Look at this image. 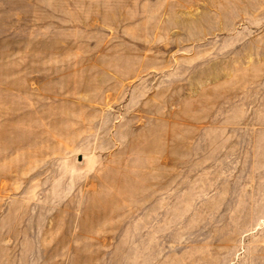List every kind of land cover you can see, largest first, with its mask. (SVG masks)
I'll return each mask as SVG.
<instances>
[{
	"label": "rangeland",
	"instance_id": "obj_1",
	"mask_svg": "<svg viewBox=\"0 0 264 264\" xmlns=\"http://www.w3.org/2000/svg\"><path fill=\"white\" fill-rule=\"evenodd\" d=\"M0 264H264V0H0Z\"/></svg>",
	"mask_w": 264,
	"mask_h": 264
}]
</instances>
